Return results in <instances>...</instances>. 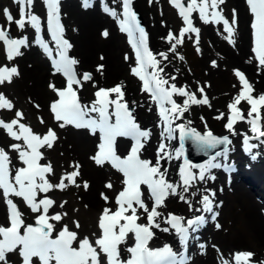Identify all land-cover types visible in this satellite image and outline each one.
I'll use <instances>...</instances> for the list:
<instances>
[{"label": "bare ground", "instance_id": "obj_1", "mask_svg": "<svg viewBox=\"0 0 264 264\" xmlns=\"http://www.w3.org/2000/svg\"><path fill=\"white\" fill-rule=\"evenodd\" d=\"M190 2L191 0H180V3L185 7ZM199 2L200 0H197V3ZM104 3L115 7L119 12L121 7L119 2L113 4V0H104ZM132 8L138 14L141 25L149 35V48L154 54L161 51L167 52L170 48L165 39L169 31L179 37L180 29L185 27L183 18L179 15V9L170 3V0H153L151 5L148 0H133ZM4 9L9 10L15 21L20 18L19 5L13 0H0V28L9 31L13 39L27 37L28 46H22L20 49L22 55L8 61L5 46L0 41V66H15L19 72L18 76L13 77L11 83L5 82L0 85V93H3L14 105L13 110L0 109V119L10 122L16 118L15 112L19 110L24 117L20 122L29 126L34 133L43 135L48 128L55 130L58 139L54 142V146L51 149L47 147L41 149L44 159L40 163L43 165L50 163L55 172V175L46 174V176L51 183L56 184L62 175L74 170L70 165L78 163L80 176L77 177V183L81 186H69L63 191L55 189L47 194L41 193L38 194V199L47 195L55 200L56 204L50 209L49 214L67 212L68 215L63 223L67 224L70 230L77 231L80 238L87 235L90 240L94 241L96 235L99 234L97 224L102 210L106 206L113 211L116 208L114 199L122 189L123 176L110 164L105 163L103 166H97L90 159L97 150L98 132L92 135L86 129H76L73 126L61 129L53 120L49 105L56 97L48 85L54 82L57 88H62L65 85V78L62 74H52L50 61L35 41V30L28 24H25L24 30H19L15 22L9 25L4 17ZM59 9L61 23L65 29L64 37L73 45L69 55L78 60L74 70L78 76L84 72L91 73L93 76V81L84 83L83 89L79 91L80 101L83 104H88L95 99L93 93L97 89L93 87V83L103 88L122 84L126 93L125 99L130 108L135 109L133 114L136 121L142 129L151 132L150 139L146 142L141 156L154 162L163 132L162 121L158 116L157 107L150 100L149 95L142 93V82L130 74V67L134 64L135 57L125 33L119 31V26L114 18L102 11V0H88L87 5L84 0H59ZM233 9L238 13V24L231 37L233 43L228 42V34L223 31L222 24H204L199 19V12L196 10L190 13V18L193 21V26L199 29V33H186L181 38L183 42L177 46L176 53L168 52L171 62L164 61L165 73L168 74L165 78L169 79V84L175 83L177 87H186V90L194 93L197 99H203L206 96L209 101L207 105L190 104L183 119L177 120L175 123H185L188 127L195 128L201 133L206 130V125L213 134L228 135L231 141L227 146V155L216 157V162L220 163L222 167L211 170V175L215 179L198 182L196 186L201 193L205 188L215 192L213 207L214 213L217 214L215 220L211 218L212 214L204 213L207 217L204 225L196 233H192L193 238L183 248L174 230L165 233L153 229L155 235L150 242L160 247L168 244L180 250L186 254L187 264H219L222 257L234 264L233 255L242 251L254 253L250 264H259L261 260H264V205L259 202L260 193L257 188L264 190V158H262L264 156L253 159L251 153L244 150L243 136L240 134L252 136L249 124L238 121L234 125L236 135L230 134L225 129L227 116L230 114L227 105L238 94L241 87L238 78L234 75V70H240L246 76L254 89L252 95L258 97L260 94H264L261 87L264 86V69L260 70L258 74V62L255 61L254 54L251 52L253 46L250 28L252 16L249 13L246 0H224V3L218 5L216 10H222V15L231 23ZM25 10H28L27 5ZM31 11L41 20L42 38L49 43V46H52L47 27H43V22L47 20V11L42 0H34ZM104 30L109 32L107 37L102 35ZM182 52L185 55L184 60L179 59ZM126 53L132 58L131 60H125ZM53 54L55 55V52ZM250 58L252 59L250 60ZM157 59L162 58L157 56ZM212 61H216V66H212ZM98 65H103L99 71L97 70ZM170 76H175L176 79L171 80ZM200 87L204 88L203 93L198 90ZM173 99L183 105L185 97L174 95ZM133 101L136 102L135 105ZM239 107L247 118L249 105L242 102ZM262 109L264 107L260 109V114ZM220 113H224V118L217 119L216 117ZM40 118L43 119V124L40 123ZM260 120L262 123L259 122V126L264 131V118ZM189 121H191L190 124H188ZM178 134L177 130L173 133L172 140L164 141L170 150L179 147ZM13 143L23 145V141L13 140L4 129L0 128V148H4L8 153L11 160L10 168H18L23 165L18 160V154L9 149V145ZM132 143L133 141L129 138H117L115 144L117 154L121 155L125 150L129 151ZM250 143L259 145L257 140H251ZM261 145L264 151V144ZM223 147L220 146L218 151L223 152ZM256 148L252 151L257 152ZM187 157L184 151L183 157L162 162L168 168L167 178L171 182H179L178 171L183 165V159ZM234 170L239 172V178L231 174V171ZM249 172H256L258 177L252 178ZM12 175H15L14 170ZM256 180L259 182L258 184H256ZM84 181L89 183L87 190L83 188ZM107 182H111L112 189L105 187ZM196 187L190 191H196ZM142 190L144 199L151 207V199L146 186ZM101 193L106 194L112 203L106 204L105 200L101 198ZM188 198L193 201L194 207H200L196 203L200 199V195L193 198L188 194ZM12 199L23 213L25 223L34 225V214L25 206L22 199L16 197H12ZM260 199L262 200V198ZM62 201H67L63 209L59 207ZM165 204V207L158 209L164 215L173 213L185 218H193L201 214L194 210L189 211L188 205L179 201L178 197L170 196L166 199ZM138 214H142V210H139ZM7 215V208L3 196L0 194V225L7 226ZM74 220L79 221L81 225L79 229L75 228ZM138 222L146 224V214H143ZM217 224L220 225V228L216 227ZM62 226V224H57V231ZM165 226L167 225L163 224L161 220V227ZM246 236L250 241L245 240ZM133 241V235L129 234L127 246ZM199 244H204L205 249H200ZM249 244L252 247H249ZM74 246L78 247V244H74ZM120 248L122 259L127 258L129 254L125 251V245H121ZM201 252L205 254H201ZM101 256L103 257V254ZM7 261L8 264H22L18 250L8 253ZM34 264H39L38 258H34Z\"/></svg>", "mask_w": 264, "mask_h": 264}, {"label": "snow or ice", "instance_id": "obj_2", "mask_svg": "<svg viewBox=\"0 0 264 264\" xmlns=\"http://www.w3.org/2000/svg\"><path fill=\"white\" fill-rule=\"evenodd\" d=\"M13 2L19 5L20 18L14 21L9 10L4 9V17L9 25L15 22L19 30H24L25 24L33 28L35 41L50 61L52 74H62L65 78V85L62 88H57L54 82L48 85L56 97L49 105L53 120L61 129L74 126L76 129H86L92 135L98 132L97 150L90 159L97 166L110 164L113 169L122 174L123 180L122 189L114 199L115 210L106 206L98 217L99 234H93L96 235V239L92 241L87 235L80 238L77 231L70 230L69 226L63 223L68 215L67 212L49 214L50 209L56 204L55 200L47 195L38 199V194H47L51 190L63 191L69 186L80 187L81 185L77 183V177L80 176V165L78 163L70 165L74 168L73 171L62 175L58 183H51L46 174L55 175L54 169L50 163L43 165L40 161L44 159L41 149L45 147L51 149L58 139L55 130L48 128L43 135L34 133L29 126L20 122L24 117L19 110L15 112L16 118L10 122L0 119V128L4 129L10 138L23 141V145L20 143L9 145V149L18 154V160L23 165L18 168H10V157L4 148H0V190H2L0 194L3 196L8 212L7 226L0 225V264H8L7 254L17 250L22 264H34V258H38L39 264H53V262L54 264H187L184 254L182 252L177 254L168 244L156 249L148 246L155 235L153 229L165 233L174 230L183 248L187 245L191 234L196 233L204 225L207 218L204 213L212 214L211 218L215 220L217 215L213 211L215 192L205 188L201 193L196 186L198 182L215 179L211 175V170L222 167L216 162V157L227 155V146L231 141L228 135L217 137L207 129L206 125V130L201 133L185 123H175L183 119L190 104L207 105L209 101L206 96L203 99H197L194 93L186 90V87H177L175 83L169 84V79L165 78L168 74L165 73L164 61H169L168 52L176 53L177 46L182 44L181 38L186 33H199V29L193 26L190 18L191 12L198 10L199 19L204 24H222L223 31L228 34L229 43L234 42L231 37L238 24V13L233 9L230 23L222 15V10H216L218 5L224 3V0H200L199 3L197 0H191L187 7L181 4L180 0H170V3L179 9V15L183 18L185 27L180 29L179 37L169 31L165 39L170 48L167 52L161 51L154 54L149 48V35L141 25L138 14L132 8L133 0H113V4L119 2L121 6L119 15L115 7L108 6L102 0V11L116 20L119 31L127 35L128 43L133 50L135 59L130 67V74L142 82V93L149 95L163 122L161 142L153 162L149 159H141L142 150L150 139L151 132L142 129L136 121L133 114L135 109L130 108L125 99L126 93L122 84L103 88L93 83V87L97 89L93 93L95 99L88 104L80 101L79 91L83 89L84 83L93 81V76L88 72L78 76L74 70L78 60L69 55L73 45L64 37L65 29L61 23L59 0H42L47 11V31L50 34L52 46H49V43L42 38L41 20L31 11L34 0H13ZM84 3L87 5L88 0H84ZM148 3L151 5L153 0H148ZM246 4L252 16L250 28L253 46L251 52L254 54L255 61L258 62L259 74L260 70L264 69V0H246ZM26 5L27 11L25 10ZM102 35L107 37L109 32L104 30ZM0 41L5 46L8 61L22 55L21 47L28 46L27 37L10 38L9 33L2 28H0ZM197 51L199 52L198 48ZM157 56L162 59H157ZM131 59L126 53L125 60ZM179 59L183 60L184 57L181 55ZM211 63L212 66H216V61ZM102 68L103 65L97 66L98 71ZM162 73L164 75H161ZM18 75L17 67L0 66V85L5 82L11 83L13 77ZM234 75L238 78L241 87L238 94L227 105L230 114L227 116L225 129L230 134L236 135L234 125L238 121L249 124L252 136L240 135L243 136L244 150L251 152L259 146L250 143L251 140L264 144V139H261L264 137V131L259 126L260 109L264 107V94L254 97L252 95L253 86L246 76L240 70H234ZM169 78L176 79L175 76ZM198 90L203 93L204 88L200 87ZM174 95L185 97L183 105L173 99ZM242 102L249 105L247 118L239 107ZM133 104L135 105L136 102L133 101ZM13 108V103L3 93H0V109L13 110ZM216 118H224V113H220ZM40 123H44L42 118H40ZM190 123L191 121L188 122ZM177 130L179 147L170 150L164 141L172 140L173 133ZM120 137L133 141L128 154L123 158L115 150L117 138ZM186 140H191L194 148L204 154H208L210 150H215L218 146H224L223 152L216 151L201 164H194L184 158L183 165L178 171L179 182L173 183L167 178L168 168L162 162L183 157ZM13 170L15 171L14 176L12 175ZM141 186H146L151 199V207L144 199ZM105 187L112 189L113 185L107 182ZM194 187L196 191H190ZM83 188L85 190L89 188L87 181L83 182ZM188 194L193 198L200 195V199L196 202L200 207H194ZM170 196L178 197L179 201L186 203L189 211L194 210L201 214L193 218H185L173 213L164 215L158 209L166 206L165 201ZM12 197L21 198L25 206L34 214L35 226L25 223L23 213ZM101 198L106 204L112 203V200L104 193H101ZM66 204L67 201H62L59 207L63 209ZM139 210H142V214H138ZM143 214H146V224L138 223ZM161 220L167 226L161 227ZM57 224L63 225L58 231ZM73 224L76 229L81 227L79 221L74 220ZM216 227L220 228V225L217 224ZM129 234H132L134 238L132 246H127ZM74 244H78V247ZM121 245H125V251L129 254L127 259L121 257ZM198 247L205 249L204 244H199ZM201 254L205 253L201 252ZM253 256L254 253L248 251L237 252L233 255L234 264H250ZM219 264H231V262L222 257ZM259 264H264V260H261Z\"/></svg>", "mask_w": 264, "mask_h": 264}, {"label": "rangeland", "instance_id": "obj_3", "mask_svg": "<svg viewBox=\"0 0 264 264\" xmlns=\"http://www.w3.org/2000/svg\"><path fill=\"white\" fill-rule=\"evenodd\" d=\"M46 25V22H44V24H43V26H45ZM5 31H7V30H5ZM8 33H9V36H10V38H13L12 36H11V33L9 32V31H7ZM126 35V34H125ZM127 36V35H126ZM3 43V42H2ZM182 56L184 57L185 55H184V53L182 52ZM184 60V59H183ZM262 88H263V90H264V86H261ZM260 116H261V119H263L264 118V109H262V112H261V114H260ZM259 122H261L262 123V121L260 120ZM217 137H223L222 135H217L216 133H214ZM188 144H189V146H190V149H195L194 148V146H193V144H192V142H188ZM256 150H257V152L259 153V154H264V152H263V150H262V145L260 144L259 145V147L258 148H256ZM194 151H197L196 149L195 150H190V152H194ZM252 152L253 151H251L250 153L252 154ZM257 152H255V153H253L252 155H254V154H257ZM124 154V153H123ZM187 154V159L189 160V158H190V160L189 161H191V157L193 156V154L192 153H189V155H188V153H186ZM199 154V156H201V158H199V159H197V161H199L197 164H200L204 159H203V157L206 155V154H204V153H201V152H199L198 153ZM209 156H210V154H208ZM206 156L205 158H207V157H209V156ZM121 156H123V155H121ZM201 159H203V160H201ZM233 174L236 176H238L239 174H238V172L237 171H233ZM249 174L252 176V178L254 177V178H256V177H258V175H257V173L256 172H249ZM259 182H257V180H256V184H258ZM258 188V190H259V193H264V190H262V189H260L259 187H257ZM260 202V201H259ZM262 204H264V203H262ZM246 239V241H248L249 240V238H248V236H246L245 237ZM250 241V240H249ZM249 247H252L250 244H249Z\"/></svg>", "mask_w": 264, "mask_h": 264}, {"label": "water", "instance_id": "obj_4", "mask_svg": "<svg viewBox=\"0 0 264 264\" xmlns=\"http://www.w3.org/2000/svg\"><path fill=\"white\" fill-rule=\"evenodd\" d=\"M188 142H191V140H186V142H185V149H186V153H188L189 152V150H195V149H190V146H189V144H188ZM260 145V144H259ZM220 147V146H219ZM219 147H217V149L219 148ZM215 150H210L209 151V153L208 154H211L212 152H214ZM264 152V151H263ZM189 153H192L193 154V156L191 157V160L192 161H195V162H197V159H199V158H201V156H199V152L198 151H194V152H189ZM208 154H206L204 157H203V159L208 155ZM259 156H264V154H259ZM262 158H264V157H262ZM202 160V159H201Z\"/></svg>", "mask_w": 264, "mask_h": 264}]
</instances>
